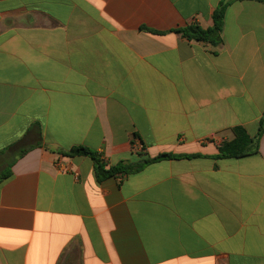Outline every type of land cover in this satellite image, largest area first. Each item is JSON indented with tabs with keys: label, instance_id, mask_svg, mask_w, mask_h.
I'll list each match as a JSON object with an SVG mask.
<instances>
[{
	"label": "crops",
	"instance_id": "obj_1",
	"mask_svg": "<svg viewBox=\"0 0 264 264\" xmlns=\"http://www.w3.org/2000/svg\"><path fill=\"white\" fill-rule=\"evenodd\" d=\"M220 2L0 0V264H264V134L215 158L264 116V3L228 6L217 54L175 32ZM80 146L194 157L98 181Z\"/></svg>",
	"mask_w": 264,
	"mask_h": 264
},
{
	"label": "trees",
	"instance_id": "obj_2",
	"mask_svg": "<svg viewBox=\"0 0 264 264\" xmlns=\"http://www.w3.org/2000/svg\"><path fill=\"white\" fill-rule=\"evenodd\" d=\"M242 0H221L219 6L215 9L212 15L213 26L203 28L197 23L190 24L184 28L177 29L175 32L182 35L188 41H195L210 45L215 49L213 54H217V49L223 44L222 33L225 24V15L228 6L235 2ZM264 3V0H253ZM154 33V31H151ZM233 137L229 141H225L219 147L217 159L228 158H242L256 154L259 149V142L264 134V116L260 121L259 130L256 136L251 137L244 128L235 127L232 129ZM68 157L86 156L93 160L95 173L98 181H102L108 177L117 174L130 175L138 173L144 169L148 164L157 163L163 160L177 159V158H192L194 156L162 154L155 158H147L138 164L120 163L114 167L106 168L105 163L100 159L99 155L86 147H73L68 152H63ZM10 171L7 172V175Z\"/></svg>",
	"mask_w": 264,
	"mask_h": 264
},
{
	"label": "built area",
	"instance_id": "obj_3",
	"mask_svg": "<svg viewBox=\"0 0 264 264\" xmlns=\"http://www.w3.org/2000/svg\"><path fill=\"white\" fill-rule=\"evenodd\" d=\"M140 150H143V149H142V146H140Z\"/></svg>",
	"mask_w": 264,
	"mask_h": 264
}]
</instances>
